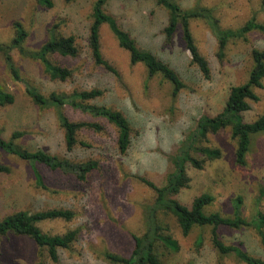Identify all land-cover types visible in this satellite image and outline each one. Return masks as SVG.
<instances>
[{
	"label": "rangeland",
	"instance_id": "1",
	"mask_svg": "<svg viewBox=\"0 0 264 264\" xmlns=\"http://www.w3.org/2000/svg\"><path fill=\"white\" fill-rule=\"evenodd\" d=\"M182 7H207L220 28L235 29L254 17L264 23L263 0H176ZM51 8L36 0H0V43L14 36V23L27 32L26 49L39 48L51 36L72 35L79 49L77 57L50 55V59L72 70L66 81L52 80L34 59L14 49L13 62L21 80H15L0 53V87L14 95V102L0 106V137L8 139L13 132L22 134L13 141L27 150L41 149L71 162L95 161L96 166L83 178L75 173L50 169L43 164H30L0 149V161L9 167L0 173V219L18 210L35 212L48 208L67 209L70 219L54 218L37 222L42 232L55 235L69 230L76 237L67 248L58 249L53 261L46 247L38 246L27 235L0 234V264H120L110 262L106 252L128 256L133 246L131 235L144 231V208L152 203L155 192L139 176L162 186L172 169L169 155L178 143L194 129L197 119L214 116L226 102L232 85L246 82L253 61L251 50L264 48V34L250 31L243 38L228 41L223 54H218L217 39L202 19H192L191 31L200 53L210 67L204 77L192 62L181 40L180 29L167 39L164 28L167 10L156 0H108L105 10L127 31L142 49H147L168 63L178 73L184 86L172 95L173 86L161 74L149 75L141 63L131 64L128 52L119 46L114 33L105 23L100 31L103 57L117 70L115 75L95 65L89 55L87 38L92 22L94 0H53ZM261 87H254L256 101L243 113L252 121L264 113V77ZM25 83L44 95L51 91L102 90L100 96L85 100L119 110L131 127L130 145L125 152L117 148V130L102 117L84 113L69 105L61 111L73 121H94L100 130L80 128L77 142L67 148L66 131L59 124L57 110L32 102ZM202 146L216 148L220 155L203 159L202 167L188 166L187 187L176 198L190 205L201 193L213 195L205 208L223 215L232 212V200L240 197L245 218L264 212V133L251 135L245 164L235 161L236 139L230 127L209 133ZM33 167L42 178L37 184ZM160 223L179 242L178 251L157 247L161 264H246L234 254H220L210 241V226H194L183 234L170 213H158ZM264 231V227H263ZM222 239L239 244L249 254L264 259V245L250 226L220 228ZM199 237L202 242L197 244Z\"/></svg>",
	"mask_w": 264,
	"mask_h": 264
},
{
	"label": "trees",
	"instance_id": "2",
	"mask_svg": "<svg viewBox=\"0 0 264 264\" xmlns=\"http://www.w3.org/2000/svg\"><path fill=\"white\" fill-rule=\"evenodd\" d=\"M156 1L168 12V22L164 28L165 36L167 39H171L175 32L180 29L184 47L188 50L192 62L197 65L206 78L210 75V67L205 57L200 53L193 37L190 26L192 19H202L208 24L217 39L218 54L220 56L231 39L243 38L247 33L254 30L264 34V23L258 22L254 17L249 18L242 26L235 29L220 28L217 19L207 7L194 5L193 7L185 8L176 0ZM36 2L44 8H51L54 4L53 0H36ZM107 2L108 0H94L92 5V22L87 38L88 51L92 62L115 75L118 74L117 70L103 57L101 52L100 31L102 26L107 23L118 40L119 46L128 52L130 63L143 64L150 76L157 73L161 74L166 80L171 82L173 86L172 95H176L184 86V82L178 73L151 51L138 47L136 40L118 25L113 16L106 12L105 6ZM14 29V36L9 43H0V53L13 79L21 80L11 55L14 49L24 57L37 60L42 65L44 73L52 80L66 81L72 76L70 68L53 62L49 57L52 54L77 57L79 49L72 35L51 36L39 48L30 50L23 45L27 32L22 25L19 22H15ZM251 57L253 64L246 82L232 85L222 110L214 116L201 115L197 119L194 129L185 135L178 143L175 151L168 156L172 169L166 174L164 184L157 186L147 178L139 176V179L155 192L153 202L146 204L144 208V231L139 235H131L133 246L128 256L106 252L105 257L110 262L120 264H161L156 250L158 246H162L169 251H178L180 247L178 240L167 232L168 229L158 219V213L163 212L174 216L183 234H187L194 226H210L211 244L220 254H234L246 264H264V259L249 254L239 244L225 242L220 234V228L223 226L230 228L250 226L257 231L260 242L264 245V212L258 211L252 218H245L241 211L242 199L240 197L232 200V212L230 215H223L217 211L207 212L205 208L214 199L213 195L207 192L196 196L189 206L176 198L180 190L187 187L189 183L188 166H193L197 169L202 167L203 159L193 156L192 152L201 153L210 159L220 155L218 149L200 145L201 142L207 139L209 133L230 127L232 137L236 139L235 161L241 165L246 162L245 157L251 135L260 132L264 133V113L252 121L243 120V113L250 109V101L258 99L253 88L262 86L264 48H253ZM25 92L33 103L43 107L56 108L59 124L66 131L68 150L77 142L75 134L80 128L86 127L100 130L101 126L94 121H73L68 119L60 109L64 105H69L95 117H102L113 124L117 130L116 144L118 150L123 153L128 149L131 127L124 114L111 107L85 101L100 96L103 93L102 90L93 88L78 91L75 89L71 93L51 91L49 94L44 95L28 83H25ZM14 100L12 92L0 87V106L12 104ZM21 134V132L16 131L8 139L0 137V149L29 162L33 166L34 164H43L53 170L70 171L79 178H83L86 173L96 166V162L92 160L79 163L71 162L68 159L60 158L41 149L31 151L21 148L13 141ZM8 171L9 167L0 161V173ZM32 171L37 184L42 185V178L38 170L33 167ZM71 217L72 212L70 210L61 208H48L35 212L18 210L0 219V234L13 232L27 235L38 246L46 247L49 257L56 261L58 259V249L69 247L76 237V231L69 230L63 234L50 235L42 232L37 226V222L54 218L70 219ZM201 242L202 237H199L197 244Z\"/></svg>",
	"mask_w": 264,
	"mask_h": 264
}]
</instances>
